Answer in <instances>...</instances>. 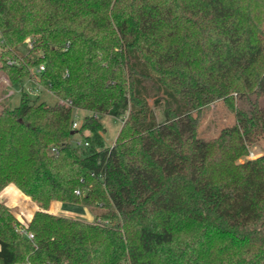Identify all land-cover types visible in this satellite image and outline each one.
I'll list each match as a JSON object with an SVG mask.
<instances>
[{
  "label": "trees",
  "instance_id": "1",
  "mask_svg": "<svg viewBox=\"0 0 264 264\" xmlns=\"http://www.w3.org/2000/svg\"><path fill=\"white\" fill-rule=\"evenodd\" d=\"M0 37L11 83L59 99L0 109V191L40 208L29 239L0 201V264H264V153L242 160L264 138V0H0ZM217 100L235 122L200 138Z\"/></svg>",
  "mask_w": 264,
  "mask_h": 264
},
{
  "label": "rangeland",
  "instance_id": "2",
  "mask_svg": "<svg viewBox=\"0 0 264 264\" xmlns=\"http://www.w3.org/2000/svg\"><path fill=\"white\" fill-rule=\"evenodd\" d=\"M18 48L19 54L22 55L26 54L29 51L30 46H28L26 43H22L21 45H19ZM2 49L3 47L0 46V54ZM36 55L37 52L31 54V56L33 57H35ZM6 59L9 64L15 63V60L13 59ZM23 82L24 92L28 93L30 97L36 98L38 101H46L49 104H55L56 102H58L59 99L46 88H42L37 85H34L33 83H29V79H24ZM21 84V82L12 84L5 72L0 69V109L4 105L15 107L19 104L22 94L20 92H17L16 94L12 93L14 95L10 94V87L14 86L15 88H20ZM36 88H38L39 91L35 94L34 89ZM10 96L13 97L10 98ZM75 112L79 114V117L85 115V112L82 110H76ZM194 116L197 118V134L200 138L203 139H210L216 137L222 127L231 125L235 122L234 112L226 105L223 100H217L203 107L199 112H194ZM157 117L159 120H162L164 118L163 114H157ZM101 122L105 128V131L103 132L105 142L107 145L112 146L118 136L123 121L121 118L114 117L111 115H105L101 118ZM263 153L264 138L259 142L258 145L252 147L248 156L242 158V160L246 158H256L257 156L262 155ZM2 190H4V188ZM2 190L0 191V201L4 202L12 210L18 222L20 219L19 217H17V214L21 215V218L25 222H27L28 219L32 218L35 212V209H33V205L35 204L37 206V204L29 196L25 195L22 191V193H20L13 185L9 186L5 192L10 193V191H12V194L17 195L15 197H17L16 201L19 203L18 206L17 204H15L16 201L14 202L10 200V197H8L9 195L6 193L4 194ZM66 206L68 208H75L73 204H66ZM58 207V203H55L51 209L49 208V211L56 212L58 210ZM22 212L24 213L23 215ZM25 215H27V217H25Z\"/></svg>",
  "mask_w": 264,
  "mask_h": 264
},
{
  "label": "crops",
  "instance_id": "3",
  "mask_svg": "<svg viewBox=\"0 0 264 264\" xmlns=\"http://www.w3.org/2000/svg\"><path fill=\"white\" fill-rule=\"evenodd\" d=\"M24 81V80H23ZM21 82V87L19 88H15L14 86H11L10 87V94L14 93L16 94L17 92L19 93H24V87H23V83L24 82ZM29 83H33L34 85H37L38 84L36 83V81L32 80V79H29ZM32 89V87H31ZM35 90V89H34ZM12 94V95H14ZM13 97V96H10V98ZM14 186L20 193H22L14 184H10L8 185L7 187L4 188V190H2V192L5 194L6 192V189L9 187V186ZM11 193V194H10ZM10 193H6L8 194L10 197V200L12 201H16V198L15 196L17 195H14L12 194V191H10ZM55 203H58L59 207H58V210L56 213H53V214H56V215H64V216H68V217H74V218H80V219H83V220H86V221H91L93 218H94V215L93 213L85 206L83 205H80V204H73L75 206V208H68L66 206V203L64 202H61V201H54L51 206H50V209L52 208V206L55 204ZM15 204H17L19 206V203L16 201ZM69 205H72V204H69ZM81 206V207H80ZM24 213L22 212V215ZM17 217L21 218V215H18L17 214ZM25 217H27V215H25ZM22 219V218H21Z\"/></svg>",
  "mask_w": 264,
  "mask_h": 264
},
{
  "label": "built area",
  "instance_id": "4",
  "mask_svg": "<svg viewBox=\"0 0 264 264\" xmlns=\"http://www.w3.org/2000/svg\"><path fill=\"white\" fill-rule=\"evenodd\" d=\"M3 39L0 37V46L3 45ZM25 43L28 45V46H32L33 45V39L28 37L25 39ZM41 70H44V65H40L39 68H38V71H41ZM38 88H36L34 90V93L36 94L38 92ZM79 114L75 112V119L72 123V127L73 128H76L78 125H79ZM78 143L80 144L81 141H78ZM54 150V149H53ZM76 193H79V190H76ZM19 222L16 226V231L22 235V236H25L26 238H29V239H33L34 238V234L29 230V222L31 219H28L27 222H25L23 219L19 218ZM95 220V217L91 220V221H94ZM14 264H34L32 263L31 261L27 260L25 262H19V263H14ZM66 264V263H64Z\"/></svg>",
  "mask_w": 264,
  "mask_h": 264
},
{
  "label": "bare ground",
  "instance_id": "5",
  "mask_svg": "<svg viewBox=\"0 0 264 264\" xmlns=\"http://www.w3.org/2000/svg\"><path fill=\"white\" fill-rule=\"evenodd\" d=\"M33 207H34L33 209H35L34 211H36L37 209H39V207H37L35 204L33 205ZM48 211H49V210H48ZM49 212H50V213H56L57 211H56V212H51V211H49Z\"/></svg>",
  "mask_w": 264,
  "mask_h": 264
}]
</instances>
